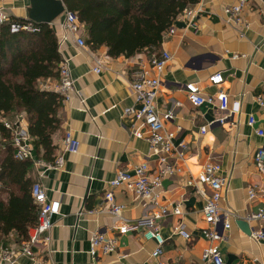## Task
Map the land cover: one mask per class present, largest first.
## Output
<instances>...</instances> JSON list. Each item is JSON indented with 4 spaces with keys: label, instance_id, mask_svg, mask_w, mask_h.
Masks as SVG:
<instances>
[{
    "label": "crops",
    "instance_id": "obj_1",
    "mask_svg": "<svg viewBox=\"0 0 264 264\" xmlns=\"http://www.w3.org/2000/svg\"><path fill=\"white\" fill-rule=\"evenodd\" d=\"M236 1L200 0L203 11L198 15V31L189 28L180 15L172 26L175 33L167 35V31L159 49L144 50L129 58L110 57L105 45L82 49L74 40L64 45L60 51L62 59L69 60L75 87L84 102L76 97L64 101L59 113L62 126L53 137L54 161L42 159L33 144L35 161L50 164L59 157L64 160L60 169L34 164L32 171L49 201L60 203L59 213L52 219L50 243L34 247L39 257L36 264H155L150 255L156 242L144 239L140 232L119 235L118 218L109 213L105 195L112 190L116 204L126 207L124 220L132 223L146 213L134 202L132 193L124 187L111 189L109 183L118 172H132L142 163H148L152 170L158 167L146 139L134 136V130L144 133L145 129L134 118L125 116L124 110L135 104L130 83L138 63L149 62L163 52L170 53L172 60L160 77L156 107L160 113L174 111L175 118L166 123V129L176 133V147L185 142L186 156L184 161L176 154L170 157L181 172L165 181L162 202H182L183 215L161 222L166 239L162 259L178 264H206L203 251L210 245L202 236L209 227L203 218L206 199L187 183L197 179L206 164L215 159L221 162L220 175L226 179L221 206L235 214L230 218L231 229L224 232L227 239L219 244L226 264H264V242L250 237L253 231L264 229V222L247 220L250 214L264 209V199L250 200L248 194L252 187L264 189V175L258 172L254 161L257 150L264 148V136L257 134V130L264 131V6L256 1L250 3L243 14L246 27H236L226 23L224 14V8ZM30 7V0L17 3L13 14L29 18ZM235 55L239 57L234 58ZM98 65L101 72L97 74L93 70ZM215 75L223 77L221 84L211 83ZM57 81L49 79L47 84L53 86ZM191 82L206 97L228 93L231 107L239 102L240 112L231 116V110L222 111L218 105L194 107L185 91ZM176 103L181 107L176 108ZM251 115L257 120L255 128L248 125ZM225 117L227 120L221 125L219 121ZM203 127L207 128L206 133L201 132ZM68 132L80 142L76 154L63 149ZM179 221L187 226L191 240L173 233L172 227ZM97 231L119 238L117 252L92 259L91 236ZM17 244L14 239L8 243ZM122 255L126 257L121 258ZM18 264L34 263L24 256Z\"/></svg>",
    "mask_w": 264,
    "mask_h": 264
},
{
    "label": "built area",
    "instance_id": "obj_2",
    "mask_svg": "<svg viewBox=\"0 0 264 264\" xmlns=\"http://www.w3.org/2000/svg\"><path fill=\"white\" fill-rule=\"evenodd\" d=\"M65 2L64 0H61ZM256 1L260 6H264V0H237L234 4L224 8L225 21L229 25L236 27H246L243 14L250 3ZM28 0H0V36L4 26L10 25L11 32L26 31L29 33L38 32V27L31 23L27 18H18L13 14V6L17 3L25 4ZM203 11L197 4L195 7L186 9L181 15L186 20L187 26L194 31L199 30L198 15ZM21 19L16 22L15 19ZM57 34L59 40V50L62 51L64 45L70 40H74L79 48H86L87 41L83 36L84 27L79 22L75 13L66 9L56 21L49 25ZM175 30L171 27L167 35H173ZM243 37V35H241ZM235 55L234 58H238ZM172 60L168 52H163L162 56H153L149 62H139L137 70L133 73V80L130 83V91L134 99V106L127 107L124 115L134 118L142 124L145 129L143 133L140 129L134 130V136L139 139H146L150 145L151 154L157 158L158 167L154 170L148 163H142L135 167L132 172L120 171L116 178L111 181V189L124 187L132 193L134 202L146 210L143 217L135 222H129L122 218L125 206L117 205L115 195L112 190L105 195V200L109 205V213L118 218L119 224L116 229L119 235H126L130 232L142 233L144 239L155 241L157 246L150 255V260L155 264H178L175 262H166L162 259L163 246L166 239L162 232V221L170 218H180L183 215V203L175 205L162 202L164 183L181 172V168L170 161L171 155L176 154L180 161L185 160V142H181L178 147L175 145L176 133L166 129V123L175 118L174 111L160 113L156 107V98L160 90V77L164 73L167 64ZM95 73L101 72V65L93 70ZM57 84L51 86L46 84L42 89L53 91L60 95L65 102L76 97L84 102L82 94L75 87V80L72 77L69 60H63L59 67ZM213 85H219L223 82L221 75H215L211 78ZM185 91L190 103L200 108L204 105H218L222 111L231 110L230 115L240 112V103L236 102L231 107V97L226 92H220L216 96L206 97L203 95L199 86L194 83H188ZM263 104L262 100H259ZM181 107L176 103V108ZM227 117L220 119L223 125ZM5 132L0 128V149L5 150L7 145H11L14 151V157L18 161L31 160L36 167L45 166L51 169H60L64 165V160L59 157L54 163L46 164L41 160H34V147L30 131L28 118L25 113L17 116L14 122L2 118L0 120ZM257 120L254 116H249L248 125L255 128ZM207 128L201 129L206 133ZM259 136H264V131L257 130ZM8 138V139H7ZM63 149L66 153L76 154L79 152L80 142L74 138L72 132H68L63 139ZM258 172L264 175V148L257 150L254 157ZM222 169L219 160L212 159L206 164L201 175L197 179H191L187 185L194 187L198 193L205 197L206 204L203 209V218L209 227L205 228L202 236L210 242V245L203 251V261L206 264H226L224 256L219 248V244L227 239L224 232L231 229L230 218L235 214L222 208V192L226 184V179L220 175ZM201 186L202 188H200ZM203 189V190H201ZM250 200L257 198L264 199V189L252 187L248 190ZM32 197L35 204L39 207L38 225L30 228L27 240L17 245L0 246V264H18L20 257H28L36 264L39 257L34 251V247L48 245L50 243V231L53 228V216L59 213L60 203L49 201L46 190L41 183L36 182L32 188ZM83 212L79 213V216ZM93 214L95 212L90 211ZM248 221L264 222V209L258 213L250 214ZM173 233L184 237L187 240L192 239L191 233L183 222H177L173 225ZM222 228V231H220ZM250 237L258 242H264V229L260 228L253 231ZM119 248V238L116 236H107L101 231L94 232L91 236L90 255L92 259H98L117 252ZM122 255L121 258H125ZM146 264H151L146 263Z\"/></svg>",
    "mask_w": 264,
    "mask_h": 264
},
{
    "label": "trees",
    "instance_id": "obj_3",
    "mask_svg": "<svg viewBox=\"0 0 264 264\" xmlns=\"http://www.w3.org/2000/svg\"><path fill=\"white\" fill-rule=\"evenodd\" d=\"M64 1L86 30L88 45L93 48L105 45L112 58H129L144 50L159 49L164 34L176 19L200 2ZM31 23L38 27V32L12 33L8 25L3 27L0 36V120L25 113L39 156L54 161L53 137L62 126L59 113L64 99L53 91L40 88L39 83L58 78L63 59L56 32L49 25ZM0 128L5 132L1 123ZM33 169V161L15 159L11 145L5 150L0 149V246H8L13 239L18 243L27 240L30 228L38 225L40 210L32 197L36 183Z\"/></svg>",
    "mask_w": 264,
    "mask_h": 264
},
{
    "label": "water",
    "instance_id": "obj_4",
    "mask_svg": "<svg viewBox=\"0 0 264 264\" xmlns=\"http://www.w3.org/2000/svg\"><path fill=\"white\" fill-rule=\"evenodd\" d=\"M29 19L37 24L50 25L66 12L61 0H30ZM240 223H245L241 221Z\"/></svg>",
    "mask_w": 264,
    "mask_h": 264
},
{
    "label": "rangeland",
    "instance_id": "obj_5",
    "mask_svg": "<svg viewBox=\"0 0 264 264\" xmlns=\"http://www.w3.org/2000/svg\"><path fill=\"white\" fill-rule=\"evenodd\" d=\"M46 82V83H45ZM45 82H40L39 83V87L40 88H42L43 86H46V84L49 82V80H46ZM22 114V113H21ZM20 115V114H19ZM19 115H17V116H19ZM17 116L16 117H10V118H7V120H10V121H12V122H14L15 120H17ZM5 119V118H4Z\"/></svg>",
    "mask_w": 264,
    "mask_h": 264
}]
</instances>
